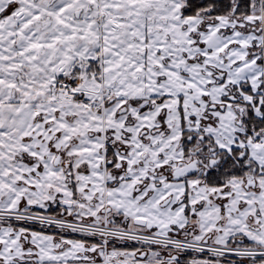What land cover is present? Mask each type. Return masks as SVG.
Listing matches in <instances>:
<instances>
[{
    "label": "snow or ice",
    "instance_id": "snow-or-ice-1",
    "mask_svg": "<svg viewBox=\"0 0 264 264\" xmlns=\"http://www.w3.org/2000/svg\"><path fill=\"white\" fill-rule=\"evenodd\" d=\"M0 264H264V0H0Z\"/></svg>",
    "mask_w": 264,
    "mask_h": 264
}]
</instances>
